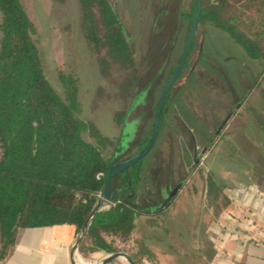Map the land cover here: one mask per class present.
<instances>
[{"label":"trees","instance_id":"1","mask_svg":"<svg viewBox=\"0 0 264 264\" xmlns=\"http://www.w3.org/2000/svg\"><path fill=\"white\" fill-rule=\"evenodd\" d=\"M77 2L81 36L104 81L95 88L91 106L96 110L112 105L117 133L103 131L94 118L83 115L80 79L75 72L60 73L63 93L54 87L45 72L37 24L23 1L0 0V263L10 254L23 228L70 223L80 230L104 187L111 164L139 151L151 132L148 127L132 149L120 155L128 138L125 122L140 71L134 40L110 0ZM194 11V0L180 11L188 24L182 50ZM201 25L225 31L242 47L246 57L262 61L247 96L257 92L264 100V0H201L198 28ZM196 37L183 71L189 65ZM181 54L182 51L170 74ZM242 106L240 109L246 112H257L250 105ZM164 118L165 114L162 123ZM257 118L264 134V109L257 112ZM233 131L223 130L216 142L221 138L228 142L225 134ZM143 167L141 159L114 179V185L122 182L123 188L115 194L110 208L94 216L79 246L82 254L120 251L121 243L133 239L139 215L146 216L150 224L163 225L174 203L159 209L137 203ZM206 186V196L222 202L217 212L229 205L225 186L212 173L207 176ZM137 242L140 255L151 254L141 239ZM139 254L135 258L140 262Z\"/></svg>","mask_w":264,"mask_h":264},{"label":"rangeland","instance_id":"2","mask_svg":"<svg viewBox=\"0 0 264 264\" xmlns=\"http://www.w3.org/2000/svg\"><path fill=\"white\" fill-rule=\"evenodd\" d=\"M22 1L31 18L37 24L38 45L45 72L51 83L60 93H63L60 73L75 72L80 79L83 115L94 118L103 131L116 135L112 120V105L101 106L96 110H93L91 106L95 88L104 81L85 39L81 36L78 26L77 0H67L64 3L54 2V0ZM110 1L117 6L128 32L134 35L133 50L140 67L135 90L137 94L146 89L160 69L163 60L159 53L156 58L152 56L153 54L151 55L154 48L153 42L156 39V37L155 39L147 38L152 28V17L141 24L140 16L147 17L149 13H152L154 17L156 10L161 8L162 2L170 5L168 9L170 28L168 27L169 32L166 33L168 37L166 50L171 53L170 65L166 66L165 71L160 73L161 75L159 74L154 90L147 91V104L143 105L139 101L128 113L127 120L133 122L134 128H136L134 132L137 133L139 127L143 125L142 122H145L146 127L152 124L154 104L167 79L170 66L176 63L182 51V41L188 24L181 16L180 11L187 9L191 0ZM174 29L177 38H172ZM196 36V46L189 65L183 71L181 79L172 92L175 97V110L172 113L170 109L164 126L168 129L172 124L191 126L197 122L200 125L203 121L206 129L209 130L205 136H212L216 126L229 115H233V121L226 128L234 130L232 134H225V139L228 142L222 141L221 138L213 144L214 146L202 157L198 168L191 172L186 187L194 208L203 204L202 206L205 205L209 210L217 212L218 205H222L221 200H212V196H206V180L210 173L218 183L225 186V194L227 188L237 186L241 182L255 181L263 186L264 134L263 129L259 126L257 112L263 111L264 100L262 94L257 92L247 96L254 87L263 64L262 61L246 57L238 43L225 31L212 25H201ZM243 104L250 105L257 112L255 113L253 110L246 112L244 108L237 111L236 109L241 108ZM194 113L201 117L199 121L192 118ZM138 119L141 122H136ZM144 125L137 137L145 134ZM174 132L177 131L174 130ZM133 137L128 140L129 143L134 140ZM163 139L161 138L158 146L163 143ZM171 145L172 148L174 146L173 150L177 151L178 149L177 146L170 144L165 152L166 157L171 153ZM128 147V145L125 146L121 156L127 154ZM184 149L186 153V148ZM153 154L154 150L144 159L145 164L148 165L152 162ZM175 158L177 160V155ZM168 218L169 216L164 219L163 225L167 224ZM129 242L120 244L122 251L132 252ZM90 254H83L84 259L89 260Z\"/></svg>","mask_w":264,"mask_h":264},{"label":"crops","instance_id":"3","mask_svg":"<svg viewBox=\"0 0 264 264\" xmlns=\"http://www.w3.org/2000/svg\"><path fill=\"white\" fill-rule=\"evenodd\" d=\"M152 163H144L146 171L137 191L139 204H154L157 198L166 194L162 193L164 188L160 191L159 185L164 187L162 185H167L168 180L162 177L157 182ZM247 182L259 185L255 181ZM186 187L187 184L176 194L167 224L153 225L146 216H137L133 239L129 242L132 247L130 253L134 258L135 254L140 253L139 239L151 253L139 254L141 260L139 262L135 258L137 264H264V244L247 240L240 234L242 225L238 226L229 214L234 208L233 204L229 203L218 212L209 210L203 204L194 208ZM259 187L264 192V182ZM261 219L264 222V210ZM78 231L70 223L23 228L10 254L0 264H72V246ZM256 237L264 240V231ZM110 253L94 251L87 261L98 264ZM77 255L83 257L79 250L75 258ZM108 264L131 263L125 257H118Z\"/></svg>","mask_w":264,"mask_h":264},{"label":"flooded vegetation","instance_id":"4","mask_svg":"<svg viewBox=\"0 0 264 264\" xmlns=\"http://www.w3.org/2000/svg\"><path fill=\"white\" fill-rule=\"evenodd\" d=\"M169 8H170L169 4H165L162 2L161 8L160 9L158 8L156 10L157 12L154 13V17L152 15V13H149V15H150V16L148 15L149 17L148 16L146 17L145 15L140 16L141 24L144 21L149 20L148 18L152 17V28L150 30V35L148 33L147 38L151 39V37H152L153 39H155V37H156V39L153 42L154 48L152 51L153 53H151V55L153 54L152 56L154 58H156V56L159 53L160 54L159 56L162 57L163 60H162L161 66L159 67L160 69L157 71V74H155L154 78L151 79L149 84L146 86V89L144 91L140 92L139 94L136 93L131 109L133 108L134 104H136L139 101H141L143 105L147 104V100H146L147 94H148L147 91L151 92L154 90L153 88L156 85L155 81L156 80L158 81L159 74L163 73L165 71L166 66L168 67L170 65L169 62L171 60V55H170L171 53L167 52V50H166V47L168 46V41H167L168 37L166 36V33L169 32L168 30L170 28V24L168 22L169 21L168 14H170V12H168ZM180 26H179V30L181 28ZM140 28H141V26L139 27V30H140ZM173 31H174L173 32L174 34H173L172 38H175V37L177 38V36L175 35V29ZM131 35H132L133 40H134V35L133 34H131ZM186 39H187V37H186ZM185 42H186V40H185ZM182 52H183V50H182ZM181 56H182V54H181ZM178 63H177V65H178ZM177 65H176V67H177ZM171 67H172V65L170 66L167 79H166L165 83L163 84L160 92L162 91L164 85L166 84V82L168 81V79L170 78L172 73L174 72L173 71L170 74ZM183 69H182V71H183ZM180 79L181 78H179V77L176 79V81L173 83V85L171 86V88H170V90L166 96V99L164 102V108H163V112H162V118H163V114H165V118H164L163 123L161 120L159 135H158L157 141H156V143L152 149V151L154 150V154L152 155V158H151L153 161V163H152L153 173H154L155 179L157 180L158 183H159L160 178H162V177H164V178L166 177V179L168 180L167 185H162L164 187H161V185H159L160 191L162 190L161 188H164L163 192L162 191L161 192L164 194L166 193V194L157 198L155 200L154 204H151V203H150L151 205L139 204L140 206H142V205L146 206L148 209H159L161 207H165V206H168V205H171L174 203L175 198H176V194L178 193V191L180 189H182L186 186L187 182L189 181V179L191 177V172L198 168V166L201 163V159H203L202 157L204 156V154L207 151H209L212 146H214L213 144L216 143L220 133L229 126V124L231 123V120L233 118V115L232 116L229 115L226 119L222 120V122L216 126V129L214 130V133L212 134V136H205L209 133V130L206 129L207 127L204 125L203 121H201L200 125L196 122L195 124L193 123L191 126L182 125V124H172L171 127L166 129V127L164 126V122L168 118V112L170 111V109H171L172 113L175 110V104H174V98L175 97L172 95L173 94L172 92H173L174 88L176 87L177 82ZM180 87H182V85H180ZM160 92H159V95H160ZM169 94H171V96H170L169 102H167V97L169 96ZM159 95L157 97V100H156V102L154 104V108H153V110H154L153 120H152V124L149 126V127H151V131L153 128L154 115H155V110L157 107ZM239 104H241V103H239ZM239 109L240 108H238L236 110L238 111ZM192 118L199 121V118H201V117L198 114L194 113ZM136 122L139 123L141 121L138 119ZM142 124L144 125L145 122L144 123L142 122ZM140 125H138V126H140ZM142 126L139 127V130H137V133H136V132H134L136 128H134L133 122H129L128 120H126L125 132H126V134L128 133V138H126L127 140L124 142V148L126 145L129 146L128 149L126 150V153L130 149H132V145L134 143H137L139 141L140 137L143 135L142 134L140 137H137L138 133L142 129ZM173 127H175L174 130H176L177 132H174V130H172ZM144 128H145L144 130H146L148 127H146V125H144ZM150 135H151V132H150ZM150 135H149V137H150ZM131 137H133L134 140L137 139V140H135L136 142L133 140L131 143H129L128 140ZM161 138H164L163 143L160 146H158V143L161 140ZM148 140H149V138H148ZM170 144L177 146L178 149H177V151L173 150L174 146L172 148V145H171V147H170V149H172L171 153H170V155H168V157H166L165 152H167V148ZM184 148H186V151H187L186 153H185ZM139 151H137V152H139ZM151 152L148 155H150ZM136 153H134V154H136ZM174 155H175V157L177 155V160H175L176 158L174 157ZM130 156H132V155H130ZM130 156H128V157H130ZM128 157H126V158H128ZM126 158H123L121 160H124ZM121 160L119 159L117 161H121ZM189 160H190V165H189ZM144 171H146V170L143 167L142 176H143ZM114 183L115 182H113L112 192L115 190L120 191L123 188V186L121 185L122 182L121 183L118 182V183H116V185H114ZM174 191H175V193L173 194V196H171V194ZM137 203H139V202L137 201ZM156 207H158V208H156Z\"/></svg>","mask_w":264,"mask_h":264},{"label":"water","instance_id":"5","mask_svg":"<svg viewBox=\"0 0 264 264\" xmlns=\"http://www.w3.org/2000/svg\"><path fill=\"white\" fill-rule=\"evenodd\" d=\"M194 1H195L194 17L192 20V24H191V27H190L184 48H183L182 56L180 58V61L177 65L176 69L174 70V72L172 73V75L170 76V78L168 79L166 84L164 85L162 91L160 92L158 102H157V107L155 110V115H154L153 128H152L149 140L147 141L145 146L136 154H134V155H132V156H130L124 160L117 161V162H114L111 164V166L107 172V175H106V181H105L104 187L99 194V197L95 203V206L92 209V211H91L88 219L86 220L85 224L83 225V227L78 231L76 241L72 246V250H73L72 251V264H78L76 261V258H75V254L78 252L80 243L84 239V237L88 231V228H89L94 216L96 215V213L98 211L108 209L114 204V201H115L114 196L118 192V190H115L112 192L114 179L117 176H119L123 171L128 170L132 164H134L135 162H137L141 159H144L152 151V149H153V147L157 141L166 96H167L171 86L176 81V79L179 77L182 69L185 66V63L187 61V58H188V55L190 52V48H191V45H192V42L194 39V36L198 30V26L200 23L201 0H194ZM174 193H175V191L171 194V196H173ZM126 199H128V198L126 197ZM156 208H158V207H156ZM118 257H125L126 259L129 260V262L131 264H137L134 256L131 253L126 252V251H122V250L116 251V252H111L109 255H107V257L103 261H101L98 264H108L109 262L113 261L114 259H116Z\"/></svg>","mask_w":264,"mask_h":264},{"label":"built area","instance_id":"6","mask_svg":"<svg viewBox=\"0 0 264 264\" xmlns=\"http://www.w3.org/2000/svg\"><path fill=\"white\" fill-rule=\"evenodd\" d=\"M230 203L234 205L230 216L236 220L243 237L264 244L263 238L256 237L264 231V222L261 219L264 205V192L254 182H241L237 186L227 188ZM240 224V225H239ZM232 228V225H229ZM92 263V261H89ZM93 264V263H92Z\"/></svg>","mask_w":264,"mask_h":264},{"label":"bare ground","instance_id":"7","mask_svg":"<svg viewBox=\"0 0 264 264\" xmlns=\"http://www.w3.org/2000/svg\"><path fill=\"white\" fill-rule=\"evenodd\" d=\"M77 263L78 264H92L89 261L85 260L82 256L77 255Z\"/></svg>","mask_w":264,"mask_h":264}]
</instances>
